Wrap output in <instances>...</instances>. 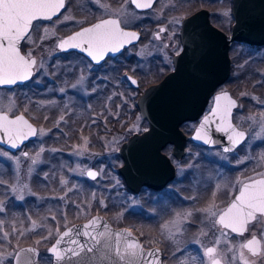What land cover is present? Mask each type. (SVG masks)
<instances>
[{"label": "rangeland", "instance_id": "obj_1", "mask_svg": "<svg viewBox=\"0 0 264 264\" xmlns=\"http://www.w3.org/2000/svg\"><path fill=\"white\" fill-rule=\"evenodd\" d=\"M183 1L185 0H159L151 11L141 13L129 0H118V10L126 9L127 15L121 20L129 27L142 24L144 28L149 29V26H154L156 22L169 21L171 29L167 37H170L177 27L178 20L191 11L182 9L186 3ZM192 2L209 6L213 11L214 22L229 31L233 20L230 0ZM180 49V42L172 44L171 41L170 45L166 46L165 40L147 41L132 46L120 57L118 72L119 69L132 72L140 81V89H127L123 81L118 79V113L113 108L90 111L93 118L108 119L111 122L118 116L117 135L114 131L111 136L105 137L89 134L80 136L76 142H62L54 138L56 134L50 111L57 107L64 111V121L58 128L66 130L68 127L70 132L66 130V135L73 131L76 124L69 118L71 111L74 110L76 119L83 114L76 106L68 105V98L56 97L51 88L45 92L44 99H41L43 96L39 97L41 94H38L37 89L32 88L5 96L0 93V99H3L5 104L8 103L7 97L15 101L12 112L23 109L33 121L40 124L37 138L25 147L27 157L23 153L20 157L15 156L0 148V202L5 209L0 212V221L3 222L0 223V253L5 258L21 246L32 244L40 250V264H49L48 247L62 229L94 213H103L116 224L136 231L147 247L160 246L167 264H184L191 260L187 257L189 244L185 234L189 220L198 218V212L202 209L204 215H207L206 220L212 221V217L204 210L210 206L214 211L220 210L222 201L215 199L217 193L228 188L227 184L233 182H229L232 177L241 175L246 168L262 166L264 99L261 94L264 83V46L253 48L244 43H233L230 50L234 58L233 75L222 87L230 91L239 102L234 109L233 120L250 134L249 142L233 155H227L213 147H206L204 152L202 146L190 141L185 157L181 161L176 160L179 176L166 191L152 195L144 190L134 194L126 188L124 179L117 171L118 166L123 163L118 149L128 134L148 128L147 120L141 116L138 109V98L149 84L161 80L173 67L172 56ZM30 51L37 60L42 59L43 66L47 67L48 78L55 79L49 71L51 67H54L56 77L57 73L64 75L73 71L70 65V59H74L72 57L58 60L53 65L52 56L57 50L50 40H46L42 46L32 47ZM76 89L80 93H86L83 82L78 84ZM60 91L63 94L68 93L66 87H61ZM195 123L196 121L188 122L182 128L187 133H193L197 126ZM62 134H65L64 131ZM68 144L71 147L63 149ZM170 149L171 147H167L165 151L171 154ZM33 157H37L35 164H32ZM90 166L99 170V176L94 180H89L86 175ZM13 185L16 186V191H13ZM25 185L27 187H24ZM211 188L217 189L212 194L213 200L204 205L202 202L209 197L207 194L213 193ZM20 195H23V199L18 198ZM205 195L207 196L204 197ZM174 196L180 197L174 201ZM20 206L26 209L25 214ZM66 207L71 210L76 207L71 219L64 213ZM178 214L179 230L173 224L178 219ZM207 221L202 229L204 234L208 229ZM185 222L187 223L184 224ZM166 224L168 228L163 227ZM4 233L9 234L7 238Z\"/></svg>", "mask_w": 264, "mask_h": 264}, {"label": "water", "instance_id": "obj_2", "mask_svg": "<svg viewBox=\"0 0 264 264\" xmlns=\"http://www.w3.org/2000/svg\"><path fill=\"white\" fill-rule=\"evenodd\" d=\"M137 2L141 3V0H137ZM233 16L234 23L230 34L212 24L208 9H200L187 17L181 31L184 51L179 56H174V69L158 83L149 85L139 96L137 105L141 116L148 121L149 127L143 132H135L130 135L118 150L124 161L118 168V172L124 177L131 191L138 192L143 185L161 188L173 178L175 167L162 149L166 144L172 143L175 156L181 158L185 154L189 135L184 132L181 125L186 121L201 118L217 87L229 77L232 67L229 52L231 43L242 41L264 45V0H233ZM121 27L126 31L135 32L124 28L122 23ZM193 37L195 43L192 42ZM137 40H133L125 47ZM21 54H23L22 51ZM129 78L131 81H136L134 86H138L136 77L129 75ZM224 95H227L234 104L230 112L224 115L222 121V111L213 115L211 110L216 107L215 98ZM214 97L211 109L199 121L192 134V139L199 143L218 145L223 149L229 147L234 150L244 140L233 147L228 140L229 135H235L232 129L245 133L235 125L232 119L233 110L238 105V100L227 90L217 93ZM225 103L226 101L221 99V109ZM22 115L36 130L37 135V126L25 114ZM205 117H208L207 121H205ZM10 118H15V116H10ZM198 134L201 139H196ZM36 135L24 139L23 142L18 141L19 146L16 148L10 146L6 137L0 136V145L11 151H16L26 142L35 139ZM205 140L210 142L205 143ZM25 153L28 154V152ZM88 171L97 173L96 177L99 174L95 168ZM93 220H95L94 227H84L90 225ZM104 225H107V230L112 233L130 231L131 238L142 245L145 252L158 250V258L146 259H150L151 264H162V251L159 247H145L132 230L125 227L116 228L107 218L99 214L86 221L73 223L66 227L48 247V253L50 254L49 250L56 245L57 240H61L62 246L67 245L68 237H63L66 231L70 232L72 239L83 241L87 240L88 236H96L97 231H104ZM72 229H79V236L76 232L70 231ZM85 233H88V236H85ZM62 237L63 239H61ZM30 248L40 253L39 248L32 244L23 245L17 251H20L23 257L24 253L21 250ZM38 264H40L39 258Z\"/></svg>", "mask_w": 264, "mask_h": 264}, {"label": "flooded vegetation", "instance_id": "obj_3", "mask_svg": "<svg viewBox=\"0 0 264 264\" xmlns=\"http://www.w3.org/2000/svg\"><path fill=\"white\" fill-rule=\"evenodd\" d=\"M129 1L132 4V6L138 12L146 13V12L151 11L153 8H155L159 0H153L152 6L149 8H144V9H137L135 7V4H133L131 2V0H129ZM191 1H188V0L183 1L184 3L185 2L186 3H185V5H183L182 9L191 10V11L187 12L184 16H182L180 18V20H178L177 27L174 28V31L170 37H167V36H168L169 30L171 29L170 28L171 24L167 20H163V22H156V24L154 26H149V29L144 28V26L142 24L134 26V27H129L122 22V25L125 28L131 29V30L138 33V40L135 43H132L129 46L125 47L120 54H118V52L115 54H106L104 59L101 60L99 63H97L95 61H91L90 58L87 57V55L85 53H82L79 50H69V51L59 50L58 44L60 43V41L62 39H66L67 37H69L74 32L81 30L82 27H89L92 24L99 22L101 19L117 18L115 15H112L110 13H106L105 9L100 7V4H107L109 9L118 10V0H106L104 2L99 1V3H96L95 1H93V3L91 5H89L87 3V0H65L64 8L61 9L57 15H54L50 20L39 19V20H36L33 22V30L31 32L32 38L30 40L26 39V40L21 41V50L24 54H27L32 49V47L35 48L38 46H42L46 40H50V41H52L53 44H55V47L57 50V53L52 56L53 61H54L53 65L58 60L60 61L62 59H69L72 57L74 59H70L72 62V64H70V65H71V68L73 69V71L71 70L68 74H64V75H62V74L59 75V73H57V77H56V75L54 73L55 72L54 67H51V68H49V71H50V73L52 72V74L55 76V79H51V78H48V75L46 74L47 67L43 66L42 59L41 58H40V60L36 59L38 65H41V67L39 68V70L34 71L31 79L24 81V82H18L14 85H11V86L10 85L0 86V93L3 96H5V95H8L9 93H16L17 91H20V90L26 91V90H28V88H30V89L32 88L34 90L37 89L38 94L39 93L41 94L39 97L43 96L41 99H44V97H46L45 92L47 91L48 88H51L52 94L54 91V95L56 97L58 96V97L65 98V99L68 98V105L72 104L71 106H76L77 109H79L83 112V114H82V117L76 119L74 117V115H75L74 110L71 111L72 114H70L71 117H69V118H70V120H72V122L74 121L76 124H74V126H73L74 127L73 131L71 133H69L68 135H66V132H70V130H68V127L66 128L67 131L62 130V128H58V125L64 121L63 120L64 119L63 118L64 111H62L61 107L53 108L50 111L49 114H50V116H52L53 129H54V132L56 134V135H54V138H56L62 142H66V143L67 142L68 143L69 142H76V141H78L80 136L82 137V135H89V134H90V136L93 134L94 137H96L98 134H99L98 136H104L105 137V136H111L112 132L114 131L115 135H117L118 134V116H116V120L111 122L108 119L93 118L90 111H91V109L96 110V109H102V108H106V109L107 108L108 109L113 108L115 110V112L118 113V79L123 81L124 86L127 89L128 88H131V89L132 88H139L140 89V87H141L140 81H139L138 77L135 76L132 72H125V70H122V69H119V72H118V61H119L120 57L127 50L132 48V46H134V45L143 44L144 42H147V41L148 42H152V41L161 42L163 40H165V45H170L171 41H172V44H176L177 42H180L181 43V49H182L181 31H182L184 20L187 17H189L190 15L194 14L195 12H197L203 8L209 10V18H210V21L212 22V24H214L218 28L222 29L227 34L231 33V28H232V25L234 23L233 0H230L231 6H232V8L230 9L231 10L230 13L232 15L233 20L230 23L229 31H228V28H226V29L221 28L220 26H218L214 22L213 11L211 8H209V6H207L205 4H200V5L194 4V2L191 3ZM121 2H122V0H121ZM144 2H146V0H141V3H144ZM189 4H191V5L188 8ZM157 24H159V25H157ZM161 28L166 29V31L160 32L159 30ZM157 34H158V38H156ZM236 42L244 43V45L247 44V43L242 42V41H233L231 43L230 50L233 46V43H236ZM247 45H250V44H247ZM255 47H261V46H253V48H255ZM32 55H33V53H32ZM175 55L176 54H174L172 56L173 67L169 71H167V73H169L170 71H172L174 69V56ZM230 57H231V61H232L231 74H230L229 78L223 84H221L217 87L214 95H216L217 93H219L221 91H224V89H222V87L229 80L232 79L234 58H233L231 51H230ZM129 75L137 78L138 86L133 85V83L129 79ZM81 77H83L82 80H81ZM78 81H80V83H82V82L84 83L86 93H80L76 89L77 85L80 84V83H78ZM159 81L160 80H158L157 82H159ZM157 82H155V83H157ZM155 83H151V84H155ZM151 84H149V85H151ZM33 85H35V88H33ZM61 87H66L68 93H64V94L61 93V91H60ZM53 88H55V89H53ZM262 91L263 92L261 94V97L264 99V83L262 85ZM214 95L210 98V101L207 105V109H208V106L211 107L213 105L214 98H215ZM58 106H60V105H58ZM68 112H69V108H68ZM19 114H25L37 126V135H38V132L40 129L39 122L33 121L25 113V111H23V109L17 110L15 112H11L10 116H17ZM234 115H235V113H234ZM60 117L62 118V120H58V118H60ZM188 122L194 123L195 121H188ZM188 122L187 121L184 122L181 125V127L183 125H185L186 123L188 124ZM235 123L237 125L236 121H235ZM195 124H198V120L196 121ZM237 127L239 129L245 131L246 137H245L244 141L241 144H239L232 151L226 152V151H224V149L221 146L207 145V144L196 142L192 139V135H191L192 133H188L190 137L186 142V152L181 158H178L177 156L174 155V153H173L174 144H172V143L166 144L165 147L162 149V151H163V153H165L170 158V161L172 162V164L175 167V174H174L173 178L168 180V182H166V184L163 185L161 188H154L151 186L143 185L138 192L131 191L127 186H126V188L134 194L140 193L141 191H144V190L147 192H150L152 195L159 193V192L166 191V189H168V187L171 184H173L179 176L178 175V165H177L178 162L177 161H181L185 157V155L187 154V151H188L187 145L190 141L197 144V145L202 146L203 151L206 150L205 149L206 147H213V148H217V150H219V152H221L223 154L233 155L234 153L238 152V149L241 148V146L248 143L250 140V137H251L250 134H248V132L246 131V129H242L238 125H237ZM62 131H64L65 134H62ZM37 135H36V138H37ZM129 136H130V134H128L127 138L124 141H126L129 138ZM32 141L33 140H30L29 142L24 144L22 146V148H20L19 150H16V151H10L1 145H0V148L12 153L15 156L20 157L21 153H23V155L25 154V152H26L25 147ZM57 147H58V145H57ZM70 147H71V145L68 144L67 146L63 147V149H69ZM167 147L168 148L171 147V149H170L171 154L165 151V149ZM262 147H264L263 142H262ZM22 150H23V152H22ZM64 153H67V152L65 151ZM261 161H262L261 167L260 166H258V167L250 166V167L246 168L241 173V175L242 174H244V175L233 176L232 179L229 181V182H231V181H233V182H231V183L228 182L229 184H227L228 188H226L224 191L217 193V195H216L217 197H215V199L222 201L221 202L222 207L220 208V210L227 207V205L229 203H231V201L234 199V197L236 195H238L239 188L242 186L243 183L250 182V180L253 178L264 177V158L261 159ZM119 167L120 166H118V168ZM91 168H95V167L90 166L86 170V175H87V171ZM118 168H117V171H118ZM95 169L98 170L97 168H95ZM98 172H99V170H98ZM235 173H237V172H235ZM98 176H99V174H98ZM87 178L89 180L93 179V178L89 177L88 175H87ZM211 189H213V193L207 194V195H209V197H206L207 195L204 196V197H206L205 202H202L204 205H207L209 202H211L213 200L212 194H214V191L217 189H215V188H211ZM177 197L179 198L180 196H174V201H176L175 198H177ZM75 208L76 207H72V210L69 207L65 208L64 213L66 214V216L69 219L74 217ZM198 213H199L198 218L196 217V218H193L191 221L189 220V223L186 225L187 227L185 230V232H186L185 234L187 235V241L189 244L188 245L189 253L187 254V257H190L191 260L188 261L187 263H184V264H201L202 261L204 262V264H207V258L204 257V255H203L204 248L214 246V241L217 238H220V240H221V244L217 246L218 251L224 250L227 254V259L231 260L232 252H227V248L229 246H233L234 249H238V246L240 244L246 242L247 240H250L252 238L253 234H255L257 236V238H260V236L262 234H264V222L258 223L257 221H253L247 226L248 230L245 231L242 235L237 234V233H232L230 229L226 230L228 232V236H227V240L225 241V238L221 237L220 232L217 231V228L219 227V225L213 226L212 221L214 218H212V221H207L206 220L207 215H204V212L202 211V209ZM97 214L102 215L105 218H107L103 213H94V214L90 215L89 217H87L86 219L85 218L80 219V221H78V222L88 220ZM108 218H107L108 221L114 227H116V228L125 227L123 225L116 224L114 221H112V219L109 216H108ZM160 221H161V223H163L161 219H160ZM206 221L209 223H208L207 232H205V234H204L202 232V229H203V225ZM161 223L159 224V226L162 225ZM186 223L187 222H185L184 224H186ZM182 226H183V224H182ZM130 230H132V229H130ZM132 231L134 232V234H136L138 237H140L136 231H134V230H132ZM140 239L142 241L141 237H140ZM152 246L154 247L157 245H152ZM157 247H159L162 251L163 264H167L168 262H166V260L164 259V252H163L162 248L160 246H157ZM243 251H244L245 256L248 258V260L250 262H252V264H264V249H262L261 252L259 254H257L256 256H253L250 252H248L247 249H243ZM237 255H238V251H237ZM221 264H223V261L221 262ZM236 264H242V262L237 260Z\"/></svg>", "mask_w": 264, "mask_h": 264}, {"label": "snow or ice", "instance_id": "obj_4", "mask_svg": "<svg viewBox=\"0 0 264 264\" xmlns=\"http://www.w3.org/2000/svg\"><path fill=\"white\" fill-rule=\"evenodd\" d=\"M95 2L99 3V0H95ZM131 2L137 9H144L151 7L153 0H146L144 3H139L137 0H131ZM87 3L91 5L93 0H87ZM64 6L65 0H0V86L27 81L32 78L34 71L39 70L41 65H38L31 51L26 55L21 54L20 42L32 38L34 21L50 20ZM100 7L104 8L106 13L115 15L117 18L101 19L89 27H82L80 31L62 39L58 44L59 50H79L85 53L91 61L99 63L106 54L120 52L127 44L138 39L137 33L126 31L121 27V18L127 15L125 8L111 10L107 4H100ZM124 22L126 23V19ZM159 31L164 32L166 29L161 28ZM156 38H158V34ZM192 42H196L194 37ZM183 51L184 49L178 50L176 55L179 56ZM82 79L83 77H81ZM131 82L136 83L135 80ZM221 99L226 101L222 109ZM7 100L8 103L5 104L3 99H0V136L6 137L10 146L16 148L19 146L18 141L23 142L24 139L36 135V130L22 114L10 118L15 101L11 97H7ZM215 104L216 107L211 112L215 115L218 111H222L221 120L223 121L224 115L230 112L234 102L224 95L223 97L217 96ZM207 120L208 117H205V121ZM232 132L235 135H229L228 140L234 147L245 139L246 134L236 132L235 129H232ZM196 139H201V136L198 134ZM208 142L210 141L205 140V143ZM231 150L229 147L224 149L226 152ZM41 151L43 150L41 149ZM24 155L27 157L28 154ZM37 157L31 158L32 164L37 162ZM17 163H19V158H17ZM87 175L95 179L97 173L88 171ZM12 189L16 191V186L13 185ZM18 198L23 199V195ZM4 210L2 202H0V212ZM204 211L208 213L209 217L214 218L213 226L219 225L217 231L220 232L221 237L225 238V241L228 236L226 230L230 229L232 233L242 235L248 230L247 226L251 222H264V177L253 178L250 182L243 183L239 188L238 195L224 209L214 211L210 206ZM179 215L178 219L173 222L177 230L180 225ZM0 223L3 222L0 221ZM90 226H95V220L84 227L89 228ZM163 227L168 228V225ZM70 231L76 232L79 236V229ZM8 235V233H4L5 238ZM85 236H88V233H85ZM63 237H68L67 245L62 246L61 240H57L56 245L49 250V264H151V260L146 258H158L159 254L158 250L145 252L142 245L131 238L130 231L112 233L107 230V225H104V231H97L96 236H88L87 240H74L69 231H66ZM220 244L221 240L217 238L214 241V246L204 248L203 255L207 258V264H221L222 261L223 264H236L237 260L242 264H252L245 256L243 249H247L253 256L259 254L264 249V234L260 238L253 234L252 238L240 244L238 249L229 246L227 252H232L231 260L227 259L224 250L218 251L217 246ZM21 251L24 253L23 257L20 251L8 255L6 258L0 253V264H38L39 253L35 249ZM201 264L204 262L202 261Z\"/></svg>", "mask_w": 264, "mask_h": 264}, {"label": "trees", "instance_id": "obj_5", "mask_svg": "<svg viewBox=\"0 0 264 264\" xmlns=\"http://www.w3.org/2000/svg\"><path fill=\"white\" fill-rule=\"evenodd\" d=\"M186 130H187V129H186ZM20 209L22 210L23 213H24V212H27L26 209H25L24 207H21V206H20ZM24 214H25V213H24Z\"/></svg>", "mask_w": 264, "mask_h": 264}]
</instances>
